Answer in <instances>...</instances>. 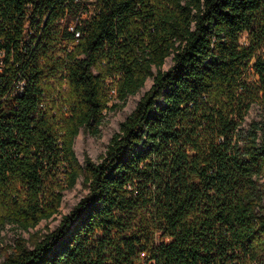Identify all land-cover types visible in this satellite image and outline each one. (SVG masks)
Returning a JSON list of instances; mask_svg holds the SVG:
<instances>
[{"label": "trees", "instance_id": "16d2710c", "mask_svg": "<svg viewBox=\"0 0 264 264\" xmlns=\"http://www.w3.org/2000/svg\"><path fill=\"white\" fill-rule=\"evenodd\" d=\"M149 77L81 164L80 129L98 134ZM254 102L264 0H0V231L34 228L87 187L0 264H264V123L240 128Z\"/></svg>", "mask_w": 264, "mask_h": 264}, {"label": "rangeland", "instance_id": "374dc122", "mask_svg": "<svg viewBox=\"0 0 264 264\" xmlns=\"http://www.w3.org/2000/svg\"><path fill=\"white\" fill-rule=\"evenodd\" d=\"M242 40L247 39V32L241 35ZM171 65V56L165 59L163 69H167ZM155 71V69H153ZM247 79H256L252 70L247 73ZM152 77L146 79L144 86L135 94L128 96L125 103L121 106H117L115 109L111 108L104 111V119L101 125L98 127L99 132L93 135L86 129H80L78 135L74 139L73 149L77 159L82 164L84 156L87 155L93 161H99L101 155L106 149V145L111 135L118 130L119 123L133 110L139 98L144 92L151 86ZM119 104L118 99L115 97L108 107ZM252 121L260 124L264 123V106L259 103H252L248 109L247 114L241 122L240 128L247 129ZM264 183V180H262ZM87 192V187L82 181V178H78L75 185L70 189L63 191L62 201L59 207V212L53 215L51 218L41 220L34 228L24 230L18 228L12 224L7 223L0 231V260L3 259L5 252L9 251V246L14 245V241L18 237L29 239L31 235L37 236L45 233L48 230L53 229L59 222L61 216L67 213L78 200Z\"/></svg>", "mask_w": 264, "mask_h": 264}, {"label": "built area", "instance_id": "2783aa9c", "mask_svg": "<svg viewBox=\"0 0 264 264\" xmlns=\"http://www.w3.org/2000/svg\"><path fill=\"white\" fill-rule=\"evenodd\" d=\"M82 16H84V14H82ZM76 20L77 19L71 20V21L68 22V29L74 33L75 37H79L80 36V31L76 29ZM61 22H64V19H62ZM115 97H116L115 90L111 89L110 90V94H109L108 103H110L112 101V99L115 98Z\"/></svg>", "mask_w": 264, "mask_h": 264}]
</instances>
